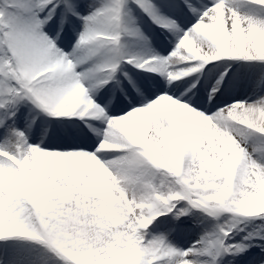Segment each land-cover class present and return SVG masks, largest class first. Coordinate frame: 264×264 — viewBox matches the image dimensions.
<instances>
[{"label": "snow or ice", "instance_id": "obj_1", "mask_svg": "<svg viewBox=\"0 0 264 264\" xmlns=\"http://www.w3.org/2000/svg\"><path fill=\"white\" fill-rule=\"evenodd\" d=\"M222 59L254 99L216 106L234 68L184 79ZM257 241L264 0H0V264H264Z\"/></svg>", "mask_w": 264, "mask_h": 264}, {"label": "rangeland", "instance_id": "obj_2", "mask_svg": "<svg viewBox=\"0 0 264 264\" xmlns=\"http://www.w3.org/2000/svg\"><path fill=\"white\" fill-rule=\"evenodd\" d=\"M142 14H140L141 16ZM140 24L141 27L143 28V25H145V22H142V20L140 19ZM144 29L145 35L148 36L149 40L151 41V50L159 53L160 55L166 56L172 49L166 50L165 52H163L161 50V38L158 36L157 31L162 30L157 28L155 25L152 24V28L151 29ZM175 44V42H174ZM174 44L172 46H174ZM173 48V47H172ZM229 61V60H227ZM231 63V61H229ZM227 63L225 66H223L222 68H216L213 70V72H207L206 66L204 69H202L199 73H195V74H191L192 77H195V81L196 83L200 86V83L202 82L203 87L205 89H208L210 85H214L217 81V79H219L220 77V73L225 69V68H230L228 69L229 71L232 70V68H234V66L232 67V64ZM131 67V66H130ZM235 72L239 73L241 76H243L244 78H247L253 71V69H255L256 67H253L249 64H246L245 62H237L235 64ZM134 71H137L135 69H133ZM190 76V77H191ZM189 77V78H190ZM230 97V96H229ZM228 97V98H229ZM232 101L230 100L227 103H231ZM29 107H31L29 105ZM26 111V109H25ZM44 119H48L47 117H42ZM161 219H163V217H161ZM184 222L186 225L192 227V231L191 232H182L180 233L178 236H176V239L181 243L182 246H186L185 242H191L193 239L197 238L200 232V228L197 227L199 229V231L197 232L198 234L195 233L194 231V224L192 221V217H184L183 218ZM214 222L212 221H205V224L208 226H211ZM262 222L260 221H256L252 224H247V225H241V227L246 228L247 230H255L258 226L261 225ZM245 235V232H241L239 233V235H237L235 237L236 240H240L241 237ZM175 236V234H174ZM257 243H262L264 244V241H257ZM252 256H258V257H264V252H261L259 248H254V249H250L249 250ZM229 258H225V260H227ZM241 264H248V261H243L241 262Z\"/></svg>", "mask_w": 264, "mask_h": 264}, {"label": "bare ground", "instance_id": "obj_3", "mask_svg": "<svg viewBox=\"0 0 264 264\" xmlns=\"http://www.w3.org/2000/svg\"><path fill=\"white\" fill-rule=\"evenodd\" d=\"M141 20H142V22H145V25H143V28H145V29H151L152 28V23H151V21H149L147 19V17H143L141 15ZM157 33H158V36L161 38V50L163 52H165L166 50L172 49V47H173L172 45L175 42L174 37L171 34L166 33L163 29L157 31ZM227 63H230V62L227 61L226 59H222L220 61H210L205 66H206V68H208L207 72H213L214 69L219 68V67L222 68ZM236 63H237V61H231V63H230V64H232V67L234 66V69L236 68L235 67ZM209 65H215V66L209 67ZM228 69H230V68H228ZM258 71H259L258 68L253 69L252 73L247 78H244L239 73L234 72L231 79L228 80L227 86L224 88L223 93L218 97L216 106L217 107H223L224 104L229 102L230 100L233 101V100L249 99V98L254 99L255 97L252 96V90L249 86H247L246 82L248 80H250L251 78H253ZM144 74L149 75V76L153 75L152 73H144ZM157 78L162 79L159 76ZM192 78L193 77L191 76L190 78L188 77L187 79H192ZM241 81H244L245 83H241ZM193 83L196 87H199V85L196 83L195 80H193ZM189 90L190 89H185V95L187 94V92ZM260 91H261L260 89H257V94H260ZM194 98L195 97H193V99ZM205 106L210 108L212 111L216 110V108L210 104H207ZM98 126L102 127V125H98ZM93 140H96L97 142H99L96 137H93ZM194 231L196 234H198L197 232L199 231V229L196 226H194Z\"/></svg>", "mask_w": 264, "mask_h": 264}]
</instances>
